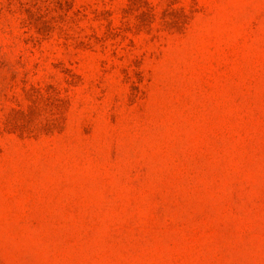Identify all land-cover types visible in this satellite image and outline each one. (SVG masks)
Segmentation results:
<instances>
[{
  "label": "rangeland",
  "instance_id": "374dc122",
  "mask_svg": "<svg viewBox=\"0 0 264 264\" xmlns=\"http://www.w3.org/2000/svg\"><path fill=\"white\" fill-rule=\"evenodd\" d=\"M0 264H264V0H0Z\"/></svg>",
  "mask_w": 264,
  "mask_h": 264
}]
</instances>
